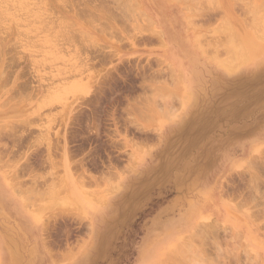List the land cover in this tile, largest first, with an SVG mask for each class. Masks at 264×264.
I'll return each instance as SVG.
<instances>
[{"label":"rangeland","instance_id":"1","mask_svg":"<svg viewBox=\"0 0 264 264\" xmlns=\"http://www.w3.org/2000/svg\"><path fill=\"white\" fill-rule=\"evenodd\" d=\"M217 262L264 264V0H0V264Z\"/></svg>","mask_w":264,"mask_h":264},{"label":"bare ground","instance_id":"2","mask_svg":"<svg viewBox=\"0 0 264 264\" xmlns=\"http://www.w3.org/2000/svg\"><path fill=\"white\" fill-rule=\"evenodd\" d=\"M151 116H152V115H151ZM149 117H150V116H149ZM62 187H63V186H62ZM55 190H56V189H55ZM57 191H58V190H57ZM26 192H27V191H26ZM58 192H59V191H58ZM24 193H25V192H24ZM60 193H61V192H60ZM60 193H59V194H60ZM31 197H32V196H31ZM38 197H39V196H38ZM33 198H34V197H33ZM40 198H41V197H40ZM46 198H47V197H46ZM56 198H57V197H56ZM41 200H42V199H41ZM40 208H41V207H40ZM193 250H194V249H193ZM194 251H196V250H194ZM197 251H198V249H197ZM197 251H196V252H197ZM194 253H195V252H194ZM198 254H199V253H198ZM198 254H197V255H198ZM191 261H192V260H191ZM189 262H190V261H189ZM193 262H194V261H193ZM217 264H218V262H217Z\"/></svg>","mask_w":264,"mask_h":264}]
</instances>
